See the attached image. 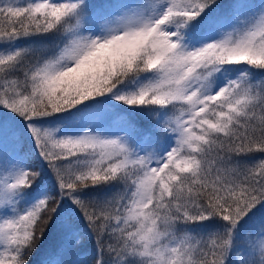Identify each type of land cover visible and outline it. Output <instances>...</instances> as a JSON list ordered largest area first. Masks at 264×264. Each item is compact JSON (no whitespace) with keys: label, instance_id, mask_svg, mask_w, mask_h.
Wrapping results in <instances>:
<instances>
[{"label":"snow or ice","instance_id":"6c2138e0","mask_svg":"<svg viewBox=\"0 0 264 264\" xmlns=\"http://www.w3.org/2000/svg\"><path fill=\"white\" fill-rule=\"evenodd\" d=\"M38 251L264 264V0H0V264Z\"/></svg>","mask_w":264,"mask_h":264},{"label":"trees","instance_id":"16d2710c","mask_svg":"<svg viewBox=\"0 0 264 264\" xmlns=\"http://www.w3.org/2000/svg\"><path fill=\"white\" fill-rule=\"evenodd\" d=\"M53 236H54V233H51L49 235L48 239L45 241V244H48L49 242H51L52 239H53ZM90 248H91V242L90 241H86L85 242L86 254H87V249H90ZM40 255H41L40 251L35 253V255L31 258L32 259V264H38V261L40 259Z\"/></svg>","mask_w":264,"mask_h":264},{"label":"rangeland","instance_id":"374dc122","mask_svg":"<svg viewBox=\"0 0 264 264\" xmlns=\"http://www.w3.org/2000/svg\"><path fill=\"white\" fill-rule=\"evenodd\" d=\"M24 2V0H21V3H23Z\"/></svg>","mask_w":264,"mask_h":264}]
</instances>
